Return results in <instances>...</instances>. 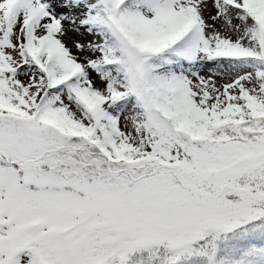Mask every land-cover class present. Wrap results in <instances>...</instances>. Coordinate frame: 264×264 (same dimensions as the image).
Masks as SVG:
<instances>
[{
    "label": "snow or ice",
    "instance_id": "snow-or-ice-1",
    "mask_svg": "<svg viewBox=\"0 0 264 264\" xmlns=\"http://www.w3.org/2000/svg\"><path fill=\"white\" fill-rule=\"evenodd\" d=\"M0 264H264V0H0Z\"/></svg>",
    "mask_w": 264,
    "mask_h": 264
}]
</instances>
